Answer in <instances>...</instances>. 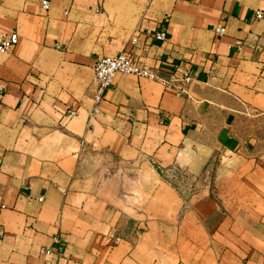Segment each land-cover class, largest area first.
<instances>
[{
    "label": "crops",
    "instance_id": "1",
    "mask_svg": "<svg viewBox=\"0 0 264 264\" xmlns=\"http://www.w3.org/2000/svg\"><path fill=\"white\" fill-rule=\"evenodd\" d=\"M42 2L0 0V264H264V0ZM123 51L159 78L91 114Z\"/></svg>",
    "mask_w": 264,
    "mask_h": 264
},
{
    "label": "built area",
    "instance_id": "2",
    "mask_svg": "<svg viewBox=\"0 0 264 264\" xmlns=\"http://www.w3.org/2000/svg\"><path fill=\"white\" fill-rule=\"evenodd\" d=\"M43 7L49 9L50 0H43ZM264 12L262 9L256 12L257 18H262ZM218 31L224 33L225 27H219ZM166 36L165 30H159L155 32V40H164ZM20 41L18 33H12L10 36L3 38L0 42V52H8L12 50ZM134 74L138 76L148 77V78H159L158 73L150 66L141 63L137 57H135L131 52L123 51L114 55H106L100 58L94 67V78L97 82V87L95 91V106L91 114L99 111V105L104 101V91L106 88L114 84L115 78L118 74ZM69 113L74 115L76 113L75 109H70ZM46 254L52 252L51 248L45 250Z\"/></svg>",
    "mask_w": 264,
    "mask_h": 264
}]
</instances>
